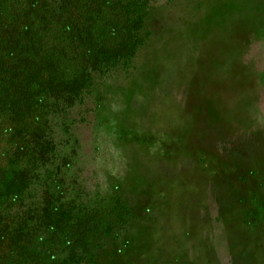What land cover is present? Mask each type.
I'll return each instance as SVG.
<instances>
[{
  "label": "rangeland",
  "instance_id": "rangeland-1",
  "mask_svg": "<svg viewBox=\"0 0 264 264\" xmlns=\"http://www.w3.org/2000/svg\"><path fill=\"white\" fill-rule=\"evenodd\" d=\"M33 1L57 0H0V48L26 63L22 27L59 37L36 10L10 30ZM118 2L110 24L144 35L130 75L95 71L72 103L29 89L42 127L30 147L45 157L10 209L26 264H87L83 215L118 195L134 217L97 264H264V0ZM60 205L68 218L42 219Z\"/></svg>",
  "mask_w": 264,
  "mask_h": 264
},
{
  "label": "trees",
  "instance_id": "trees-1",
  "mask_svg": "<svg viewBox=\"0 0 264 264\" xmlns=\"http://www.w3.org/2000/svg\"><path fill=\"white\" fill-rule=\"evenodd\" d=\"M118 0H57L53 5L33 1L26 14L18 15L12 21L13 29L23 24L24 18L36 10V17L48 30L59 29L54 44L34 33H26L22 27L17 35V49L27 61L14 59L0 48V126L9 136L14 153H1L0 133V260L4 263L26 264V242L22 241V227L13 216L11 204L21 198L30 183V174L45 153H32L40 127L37 108L33 104L29 89L32 83H39L42 90H58L69 103L77 101L90 83L95 71L126 69L128 75L133 68L135 54L144 40L142 31L112 25L113 8ZM29 12H31L29 14ZM25 16V17H24ZM144 14L141 15V19ZM143 22V19L140 21ZM29 31V30H28ZM8 36V33H5ZM23 38V41L21 39ZM7 46V37L3 39ZM141 42V43H140ZM131 68V69H130ZM44 128V127H43ZM27 135L23 140L22 135ZM172 172V171H171ZM83 215L84 223H92V235L85 243L88 252L87 264H97L98 247L117 241L125 235L134 215L125 204L124 197L115 200L104 197L101 204ZM69 215L63 206L46 207L43 220H61ZM103 222V223H102ZM97 225L102 226L96 229ZM97 244V245H96Z\"/></svg>",
  "mask_w": 264,
  "mask_h": 264
}]
</instances>
